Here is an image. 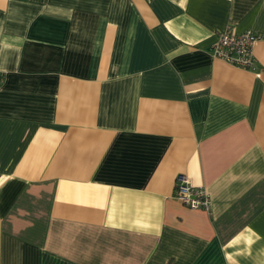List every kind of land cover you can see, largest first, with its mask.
<instances>
[{
	"label": "crops",
	"instance_id": "0c3cea01",
	"mask_svg": "<svg viewBox=\"0 0 264 264\" xmlns=\"http://www.w3.org/2000/svg\"><path fill=\"white\" fill-rule=\"evenodd\" d=\"M0 72V264H264V0H0Z\"/></svg>",
	"mask_w": 264,
	"mask_h": 264
},
{
	"label": "built area",
	"instance_id": "2783aa9c",
	"mask_svg": "<svg viewBox=\"0 0 264 264\" xmlns=\"http://www.w3.org/2000/svg\"><path fill=\"white\" fill-rule=\"evenodd\" d=\"M259 37L251 32L235 34L227 28L218 35L217 41L211 48L213 57L223 60L227 64L247 70H253L255 57L254 45ZM2 74L0 72V82ZM175 201L190 210H211V198L204 187L194 186L183 175L175 178L173 188Z\"/></svg>",
	"mask_w": 264,
	"mask_h": 264
}]
</instances>
